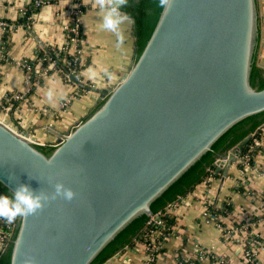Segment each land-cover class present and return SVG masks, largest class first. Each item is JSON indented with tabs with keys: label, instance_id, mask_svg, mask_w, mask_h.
Returning a JSON list of instances; mask_svg holds the SVG:
<instances>
[{
	"label": "water",
	"instance_id": "95a60500",
	"mask_svg": "<svg viewBox=\"0 0 264 264\" xmlns=\"http://www.w3.org/2000/svg\"><path fill=\"white\" fill-rule=\"evenodd\" d=\"M156 4L123 9L137 50L116 83L71 77L99 104L55 146L0 121L1 190L61 181L76 193L17 218L0 264L103 263L216 158L236 161L250 135L227 150L264 122L257 0H173L167 13Z\"/></svg>",
	"mask_w": 264,
	"mask_h": 264
},
{
	"label": "crops",
	"instance_id": "0c3cea01",
	"mask_svg": "<svg viewBox=\"0 0 264 264\" xmlns=\"http://www.w3.org/2000/svg\"><path fill=\"white\" fill-rule=\"evenodd\" d=\"M33 1L0 0V20L15 25L7 31L0 29V121L18 131L26 130L39 144L55 146L59 138L94 109L99 94L64 79L52 65V71L45 74L42 66H38L31 82L22 61L35 60L46 48L57 51L64 47L66 27L72 23L73 11L79 5L82 12L78 17L84 35L79 81L109 88L134 60L132 23L122 26L125 41L117 47L114 35L101 28L102 13L92 0H45L46 4L37 7ZM31 3V21L26 25L19 23L22 11ZM257 3L259 40L255 65L264 72V0ZM49 90L54 92L52 100L47 98ZM19 94L20 99L13 98ZM63 101H68L65 108H61ZM255 137L261 150L254 154L253 166L243 177L244 184H239L242 175L238 162L232 161L225 167L223 160L216 166L219 177L209 183L203 181L178 199L172 212V234L155 259H148L145 245L138 241L112 256L109 264H178V257L196 259L202 248L211 250L214 258H204L200 264H249L243 255L247 247L254 251L257 264H264V123ZM225 169L227 176L221 180ZM206 194L216 207L225 202L231 205L230 214L219 218L224 229L204 221L201 198Z\"/></svg>",
	"mask_w": 264,
	"mask_h": 264
},
{
	"label": "built area",
	"instance_id": "2783aa9c",
	"mask_svg": "<svg viewBox=\"0 0 264 264\" xmlns=\"http://www.w3.org/2000/svg\"><path fill=\"white\" fill-rule=\"evenodd\" d=\"M34 5L40 6L42 4H46L47 1L45 0H34ZM25 12V9L22 11V14ZM82 12V8L78 5L73 11V20L70 25L66 27V35L67 33H70V37L68 38L67 36V42L64 47L60 48L59 50L56 51V55L59 52H62L63 54H66L67 52L71 54L72 59L71 60H64L66 69H57L56 68V63L53 59L50 57H44L42 59L38 60H46L47 64L42 67V74H45L52 65L53 69H56L61 75L63 76L64 79H71V77H77L78 75V67H79V58L83 52V43H84V38L80 37V22H79V14ZM15 25L12 23H9L7 21H2L0 20V29L3 31H7L10 28H14ZM53 49V48H52ZM21 66L25 70L27 74H30L32 71L31 66L28 64L26 60L22 61ZM26 82L29 83L28 78H26ZM15 99H20L21 95H14ZM68 105V101H63L61 104V108H65ZM8 109V108H6ZM15 131V128H13ZM250 137H252V144L253 146H260V141L256 139L253 134H250ZM39 144V143H38ZM251 156L249 152L240 154L239 152L236 154V161L241 164V167L239 168V171L242 175V179L239 184H244L245 183V178L244 175L247 173L248 169L252 168V164H250ZM216 159L214 161V168L209 169V175L205 178V182L209 183L212 179H215L216 177L214 176L215 173H218L216 170V166H218ZM221 163V162H220ZM217 164V165H216ZM201 203H202V217L206 223H213L216 226L224 229L223 225L219 221V216L216 215L214 212L210 210L211 205L215 206L213 202L211 201V198L208 196V194L204 195L201 198ZM228 203V202H226ZM177 202H171L166 205L163 211H158L156 213H152L149 216V220L146 222L148 226V231L142 241V243L145 245L146 251H147V257L149 260L155 259V256L160 252L162 249L165 241L171 236L172 234V227L171 225L169 228L167 227V221L164 218V213H169L172 214ZM216 207V206H215ZM219 208V207H218ZM0 221H4L3 219H0ZM3 242V237L0 235V243L2 246ZM156 253V254H155ZM243 255L247 258L248 263L250 264H256L255 262V253L250 252L248 248H244L243 250ZM204 258H209L213 259L214 254L212 253L211 250L208 249H200L199 254L196 257V259H188L184 263H178V264H200L199 262L202 261Z\"/></svg>",
	"mask_w": 264,
	"mask_h": 264
},
{
	"label": "clouds",
	"instance_id": "9594fccd",
	"mask_svg": "<svg viewBox=\"0 0 264 264\" xmlns=\"http://www.w3.org/2000/svg\"><path fill=\"white\" fill-rule=\"evenodd\" d=\"M93 6L101 13V28L112 33L116 39V46L124 44L125 34L122 26L128 23H134L131 15L124 8L128 6V0H92ZM173 4V0H157L156 6L167 13ZM54 92L49 90L47 98L52 100ZM52 191L44 190L34 191L26 184H18L11 195H0V219L6 223L12 224L17 218L26 219L34 216L44 209L51 201L62 199L72 201L76 193L72 188L66 186L61 181H50ZM30 264V261H26Z\"/></svg>",
	"mask_w": 264,
	"mask_h": 264
},
{
	"label": "trees",
	"instance_id": "16d2710c",
	"mask_svg": "<svg viewBox=\"0 0 264 264\" xmlns=\"http://www.w3.org/2000/svg\"><path fill=\"white\" fill-rule=\"evenodd\" d=\"M32 7V3L31 5H27L26 6V10L25 12L23 13L22 17L19 19V23H22L24 25L28 24L30 21H31V15H32V12H33V9L31 8ZM133 20H134V17H132ZM80 37H83L84 38V35L82 33V30H81V26H80ZM132 32H133V37H134V45H135V56H136V50H137V46H136V40H135V34H134V23H132ZM68 38L71 36L70 33H67L66 35ZM50 57L51 59H53L56 63V68L57 69H63L65 70L66 69V65H65V62L64 60H71L72 59V56L70 53H66V54H63L62 52H59L57 55H56V51H54L53 49H44L42 50L41 52H39L37 54V58L35 60H27L28 64L31 66L32 68V71L29 75V78L31 80V82H34V78L35 76L37 75V67L38 66H42L44 67L47 62L46 60H38V59H42L44 57ZM39 64V65H38ZM258 69L261 70L262 72V75L264 76V72H263V69H261L260 67H258L257 65H255ZM52 69L48 70L47 72H51ZM39 72V71H38ZM77 79H80L79 78V70H78V75L76 77ZM99 104V103H98ZM97 104V105H98ZM96 105V106H97ZM95 106V107H96ZM94 107V108H95ZM93 110V109H92ZM264 123V122H263ZM263 123H261L260 125H262ZM259 125V126H260ZM259 126H257L255 128V130L253 131V133H248L246 136H244L241 140H239L236 144H234L231 148H229L227 150V152L232 149L233 147H235L236 145H238L245 137H247L248 135L250 134H254V136L257 135L258 133V128ZM252 144V137H250L239 149V153L240 154H243V153H246V152H249L250 156H251V160H250V164H252V159H253V156L256 152L260 151L261 149L257 146H253L251 145ZM216 160V159H215ZM214 160V161H215ZM214 161L211 162L209 164V166L206 168V170L202 173V175L197 178L195 181H193L184 191L182 194H180L177 198H175L172 202H178V199L180 197H184L185 195H187L188 193H191L194 189H196L198 187V185H200L203 181H205V178L209 175V169H212L214 168ZM238 167L240 168L241 167V164L238 163ZM214 176L217 178L219 177V174L218 173H215ZM240 187V186H239ZM0 193L2 195H9L8 193L4 192L3 190L0 189ZM10 196V195H9ZM171 203V202H170ZM166 206L162 207L161 209H159L158 211H163L164 208ZM210 210L212 212H214L216 215H218L219 217H226L230 214L232 208H231V205L229 203H223L221 205V207H215L213 205H211L210 207ZM156 211V212H158ZM154 212V213H156ZM164 218L166 219L167 221V227L169 228L173 223H174V217L172 214H169V213H164ZM220 221V220H219ZM14 223L12 224H8L6 223L5 221H0V235L3 237V242H2V249L0 251V255L2 253V251L4 250L6 244L8 243L9 239H10V236L12 234V231L14 229ZM148 226L147 224L145 223L132 237H131V240L129 241V243L127 245H125L124 247H122L120 250H118L116 253H114L112 256H114L115 254L117 253H120L122 251H124L125 249H128V248H131L135 245V243H137L138 241H141L144 239L147 231H148ZM248 248V247H247ZM250 252H253L252 249L248 248ZM156 254V253H155ZM112 256H110L109 258H111ZM108 258V259H109ZM108 259H106L105 261H107ZM104 261V262H105ZM103 262V263H104ZM178 262L179 263H184L186 262V260L184 258H181V257H178ZM101 263V264H103ZM257 264V261L255 260V262ZM250 264V263H249Z\"/></svg>",
	"mask_w": 264,
	"mask_h": 264
}]
</instances>
